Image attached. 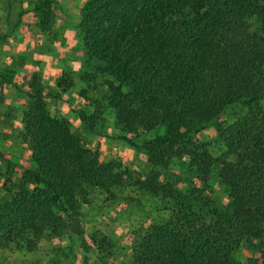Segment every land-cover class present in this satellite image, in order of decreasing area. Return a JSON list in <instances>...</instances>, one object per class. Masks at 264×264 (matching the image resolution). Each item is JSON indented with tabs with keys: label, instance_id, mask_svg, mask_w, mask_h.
Returning <instances> with one entry per match:
<instances>
[{
	"label": "trees",
	"instance_id": "16d2710c",
	"mask_svg": "<svg viewBox=\"0 0 264 264\" xmlns=\"http://www.w3.org/2000/svg\"><path fill=\"white\" fill-rule=\"evenodd\" d=\"M52 2L37 4L42 32L51 28L45 9ZM79 30L85 51L110 79L108 107L122 132L166 131L139 147L154 169L137 172L131 185L195 203L219 164L218 183L232 201V213L214 211L211 222L180 205L168 224L139 239L133 264H242L234 254L253 242L260 256L247 264H264V0H88ZM24 94L21 140L29 160L3 183L0 251L35 252L47 236L63 234L88 190L114 200V190L133 179L88 149L67 119L50 114L36 74ZM240 105L247 114L219 130L225 152L215 160L192 137ZM80 119L93 131L87 116ZM182 158L197 173L190 195L162 183V171ZM57 210L72 215L65 220Z\"/></svg>",
	"mask_w": 264,
	"mask_h": 264
},
{
	"label": "rangeland",
	"instance_id": "374dc122",
	"mask_svg": "<svg viewBox=\"0 0 264 264\" xmlns=\"http://www.w3.org/2000/svg\"><path fill=\"white\" fill-rule=\"evenodd\" d=\"M87 1L53 0L45 9L51 28L42 32L36 11L41 0H0V197L5 178L13 174L16 179L19 165L29 160L21 136L23 113L29 103L24 89L34 74L43 84L50 114L67 119L88 149L99 151L105 163H115L119 172L130 173L133 179L128 186L114 190V200L100 191L88 190L87 197L79 199L77 216L70 219L63 234L47 236L35 252L16 246L1 250L0 264H133L139 239L153 227L168 224L183 204L207 222L213 220L214 211L232 213L229 193L218 183L219 164L212 169L209 189L195 203L157 198L131 185L138 171L126 164H145L148 156L139 147L166 131L159 128L127 135L117 125L116 113L108 107L110 79L98 71L103 65L88 55L80 36ZM246 114V106L232 107L192 140L204 144L219 160L225 152L219 130ZM82 115L89 118L93 131L82 123ZM162 174V183H171L183 195H190L197 177L187 158L174 160ZM56 213L65 220L72 215L71 211ZM257 246L255 242L242 243L234 254L236 261L247 264L259 258Z\"/></svg>",
	"mask_w": 264,
	"mask_h": 264
},
{
	"label": "crops",
	"instance_id": "0c3cea01",
	"mask_svg": "<svg viewBox=\"0 0 264 264\" xmlns=\"http://www.w3.org/2000/svg\"><path fill=\"white\" fill-rule=\"evenodd\" d=\"M132 169H136L139 173L143 174L144 176H147L154 168L153 166L146 161L145 164H126Z\"/></svg>",
	"mask_w": 264,
	"mask_h": 264
}]
</instances>
